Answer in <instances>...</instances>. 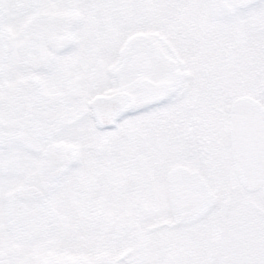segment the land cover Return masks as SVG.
<instances>
[{
	"label": "snow or ice",
	"instance_id": "obj_1",
	"mask_svg": "<svg viewBox=\"0 0 264 264\" xmlns=\"http://www.w3.org/2000/svg\"><path fill=\"white\" fill-rule=\"evenodd\" d=\"M0 264H264V0H0Z\"/></svg>",
	"mask_w": 264,
	"mask_h": 264
}]
</instances>
